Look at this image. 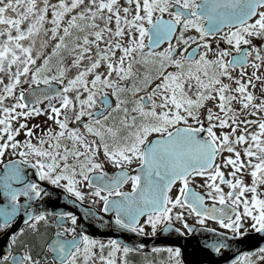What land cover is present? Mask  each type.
I'll return each mask as SVG.
<instances>
[{"label":"snow or ice","instance_id":"6c2138e0","mask_svg":"<svg viewBox=\"0 0 264 264\" xmlns=\"http://www.w3.org/2000/svg\"><path fill=\"white\" fill-rule=\"evenodd\" d=\"M61 199L264 264V0H0V264H130Z\"/></svg>","mask_w":264,"mask_h":264},{"label":"water","instance_id":"95a60500","mask_svg":"<svg viewBox=\"0 0 264 264\" xmlns=\"http://www.w3.org/2000/svg\"><path fill=\"white\" fill-rule=\"evenodd\" d=\"M29 175H31V173H29ZM20 199H23V197L21 196ZM0 203H2V201H0ZM65 205H67L68 209L70 210V204L63 199L60 200L58 207H63ZM22 224L23 212L18 214V217L13 221L11 226L0 236V248L6 247L5 237L10 234L11 231L22 226ZM88 233L96 238H115L116 240L120 241L118 232L112 231L105 233L101 229H89ZM207 235L208 234L205 232L196 231L193 232L191 237L182 238L171 230L160 231L158 234H156V236L144 240V243L149 248H160L163 246L180 247L182 251V258L184 259L185 264H203L207 262L209 264H228V262H230V260L233 258L232 252H228L226 254V258L225 256H220L219 258L212 259L210 253L214 252H212L210 248L207 252L203 251V249L206 248L208 244V241L205 240ZM257 243V241H251L249 245H241L239 247L241 250H246V248L249 246H257Z\"/></svg>","mask_w":264,"mask_h":264},{"label":"flooded vegetation","instance_id":"af4514ba","mask_svg":"<svg viewBox=\"0 0 264 264\" xmlns=\"http://www.w3.org/2000/svg\"><path fill=\"white\" fill-rule=\"evenodd\" d=\"M253 118H255V117H253ZM249 130L251 131L252 129H249ZM217 131H219V129H217ZM131 167L134 169L135 168V164H133ZM109 170L110 171H114V169H112L111 166H109ZM244 179H245V181L250 182V177L248 175H245ZM129 189H130V185L129 184L124 185V190H129ZM175 191H176V188L173 187V189L171 190L172 194H174ZM22 200L23 199H21V201ZM206 203H208V201H206ZM84 204H85V207H92V205H89L87 203V200L84 202ZM70 210H73L78 215V223L81 224L82 228H87V231H89V229H101V230H103L105 232H109L111 230H114V231L118 232L119 238H120V241H121L122 245L127 243L129 245H132L134 248L139 249L138 251H132L129 254L140 256L141 260H142V264H167L168 253H167V251L165 249L167 247L175 248L174 246H163V247H160L161 251L157 252V251L153 250L155 248H149L144 243V240H147L148 238H152V237L156 236V234H158L161 231V229L159 227H158L157 232H156L155 235L137 236L136 234L129 233L126 230L116 228L115 226H113L111 228L108 227L107 225H108V220H109V214L101 213L100 214V217H101L100 219H91V220H89L88 218H86L84 216L83 209H81V208H75L74 209L70 205ZM188 222L193 227V229H194L193 232L199 231V232L207 233L208 235H207V237L205 239L207 241H208V239L211 238L212 234L206 232L195 221L194 217H189L188 218ZM206 224L208 226H210V227H218V225L214 221H211V220L206 221ZM5 231H1V234H3ZM171 231L175 232L174 230H171ZM193 232L187 233V234L176 233V232L175 233L177 235L181 236L182 238H189V237L192 236ZM89 235H91V234H89ZM94 238H96V237H94ZM96 239L101 240V241H106L108 239H114V238H96ZM141 245H143L142 248L140 247ZM210 255H211L212 259L213 258H219L221 256L220 254H217L215 252L214 253H210ZM203 264H209V263L207 262V263H203Z\"/></svg>","mask_w":264,"mask_h":264},{"label":"rangeland","instance_id":"374dc122","mask_svg":"<svg viewBox=\"0 0 264 264\" xmlns=\"http://www.w3.org/2000/svg\"><path fill=\"white\" fill-rule=\"evenodd\" d=\"M234 106L238 107V105H234ZM37 119L44 120L46 119V117L41 116V117H38ZM253 128H255V125L253 126ZM127 259L129 260L130 264H142V260L140 256H136V255L128 253Z\"/></svg>","mask_w":264,"mask_h":264}]
</instances>
